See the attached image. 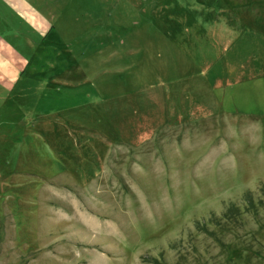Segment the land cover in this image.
I'll return each instance as SVG.
<instances>
[{
  "label": "rangeland",
  "instance_id": "1",
  "mask_svg": "<svg viewBox=\"0 0 264 264\" xmlns=\"http://www.w3.org/2000/svg\"><path fill=\"white\" fill-rule=\"evenodd\" d=\"M55 30L0 65V264H264V0Z\"/></svg>",
  "mask_w": 264,
  "mask_h": 264
},
{
  "label": "crops",
  "instance_id": "2",
  "mask_svg": "<svg viewBox=\"0 0 264 264\" xmlns=\"http://www.w3.org/2000/svg\"><path fill=\"white\" fill-rule=\"evenodd\" d=\"M73 4L74 0H0V65L10 64L7 57L15 56L19 40L28 47L32 62L35 52L42 51L39 44L54 37L55 26Z\"/></svg>",
  "mask_w": 264,
  "mask_h": 264
}]
</instances>
